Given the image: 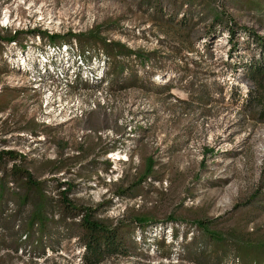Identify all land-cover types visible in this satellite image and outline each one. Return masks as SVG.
I'll use <instances>...</instances> for the list:
<instances>
[{
  "label": "rangeland",
  "instance_id": "1",
  "mask_svg": "<svg viewBox=\"0 0 264 264\" xmlns=\"http://www.w3.org/2000/svg\"><path fill=\"white\" fill-rule=\"evenodd\" d=\"M260 4L0 0L1 37L32 29L58 35L55 45L25 34L0 41V152L24 156L56 205L50 219L59 221L65 189L74 205L124 226L128 255L100 264H213L210 250L226 255L218 264H239L231 243L197 241L198 228L190 224L195 218L222 233L236 229L250 240L264 239V122L243 107L253 87L241 67L258 51L248 30L264 38ZM154 5L164 18L172 14L177 21L185 13L188 25L172 22L163 32L155 25ZM214 11L236 24L232 42L227 31L214 35ZM92 29L148 59L118 58L121 71L108 78L107 58L86 47L91 61L71 68L66 57L75 53L68 47L75 42L67 34ZM92 44L101 47L100 41ZM149 158L154 173L140 181ZM6 198L0 264H82L74 229L51 223L36 248L23 240L29 205L4 227L3 219L17 209ZM171 216L183 221L169 223ZM136 217L149 223L141 227ZM201 247L208 250L189 255Z\"/></svg>",
  "mask_w": 264,
  "mask_h": 264
},
{
  "label": "trees",
  "instance_id": "2",
  "mask_svg": "<svg viewBox=\"0 0 264 264\" xmlns=\"http://www.w3.org/2000/svg\"><path fill=\"white\" fill-rule=\"evenodd\" d=\"M262 1L264 0H251L252 3L256 5L259 4L257 5V9L258 7H262V4H260ZM149 5L151 6V4ZM153 9V19L159 21L155 22V25L159 26L163 32H165V28H172L171 25H168L172 22L174 25L178 24L181 28L187 26L189 23V19L185 16V13H182L180 20L176 21V17L172 14H169L164 18V13L157 8L156 5L153 6ZM212 21L219 26V30H216L214 35L227 31L229 42H232V38L237 29L235 28L236 24H234L229 17L228 19H225L218 11L213 12ZM99 33L100 31L98 29H92L83 33L70 32L67 35L71 36L70 40L75 42L77 52L78 50H82L79 51L78 54L79 56L81 55V58L84 61H90V56L87 57L86 53H83V50L87 49L92 50V56L95 55L96 57L97 52H99L107 58L109 65L108 78L113 77L118 71H121V63H119L118 58L128 59L129 56L134 55L140 62L148 59L147 56H143L139 51H131L123 44L112 41L107 42L105 38L99 36ZM248 33H251L250 36L252 42L254 46L258 48V51L246 61L241 62L244 76L253 87L247 91L242 104L245 109H249L252 112L251 114L256 119L264 122V38L249 30ZM20 34L29 35L31 37L38 36L43 43L46 41L48 45H55L58 43L55 42L58 35H51L50 33L39 29H32L24 32L22 30H15L12 35L9 34L6 37L0 36V41L14 42ZM96 41H100V48H93L96 45H91V43H95ZM86 47L87 49H85ZM0 52H2V50H0ZM236 97L237 99L241 98V94ZM24 159V156L13 150H2L0 152V169L2 168L0 174V206L3 204V197L6 196V199H9L11 203L17 207L14 213L6 216V218L3 219L4 221L2 220L5 223L4 227H7L9 222L16 220L17 216L21 214L23 208L29 205L31 210L27 218L24 220L21 230H23V240L32 241L34 248L43 242V233L45 229L53 223L58 224V226H61L66 230L74 229V235L77 237L78 244L83 247V253L80 256L82 264H100L106 258L128 255V247L125 244L126 237L124 238V226H112L110 223H106L97 218L94 214V210L91 208L74 205L67 197L68 190L64 189L59 192L60 204H58V206L62 207V215L60 216L59 221L56 222L50 219L49 213L54 211L56 205L54 204L53 199L46 196L43 183L34 179L30 168L25 165ZM7 164H9L8 168L6 167ZM153 173L154 161L149 158L147 159L145 168L138 180L144 181L152 176ZM116 193L122 195L123 191ZM1 210L0 215H2ZM68 219L71 221H68ZM134 221L141 227H144L149 223L147 217H136L134 218ZM177 221L182 222L183 220H179L173 216L168 219L169 223ZM190 224L194 225L196 229L198 228L200 240L197 241H204L205 243L212 242L214 244L231 243L233 246L232 251L234 252V257L239 264H264V239L259 238L256 240H250L237 232L236 229L229 230L227 233L219 232L216 229L210 228L207 221L202 218H195ZM169 226L171 227L172 224H169ZM173 233V236L176 237L178 231L176 230ZM196 238L197 237H194L193 240ZM197 241L195 240L191 242V244H194ZM20 242V237L13 242V248L15 251L18 246H20ZM155 245L157 247L159 246L158 244ZM195 250H199V253H202L208 250V247L193 249L191 252H188L189 255H195L197 253L193 252ZM210 251L213 254L212 259L215 262L213 264H218L221 260L220 257L226 256H219L220 254L216 250Z\"/></svg>",
  "mask_w": 264,
  "mask_h": 264
},
{
  "label": "built area",
  "instance_id": "3",
  "mask_svg": "<svg viewBox=\"0 0 264 264\" xmlns=\"http://www.w3.org/2000/svg\"><path fill=\"white\" fill-rule=\"evenodd\" d=\"M68 47H69V49H70V51H72V53H73V51H75V53H73V55L70 57L69 56V58L68 57H66V59H69L70 61H72L73 63H72V66H70L71 68H73L74 67V63H75V65L77 66V64L80 62L82 65H87L90 61H91V58H90V61H84L82 58H81V55L79 56V54H78V52H77V47H76V45H75V43H71V44H69L68 45ZM65 59V60H66ZM64 60H62L61 62H60V64L63 62ZM85 71H87L86 69H84Z\"/></svg>",
  "mask_w": 264,
  "mask_h": 264
}]
</instances>
